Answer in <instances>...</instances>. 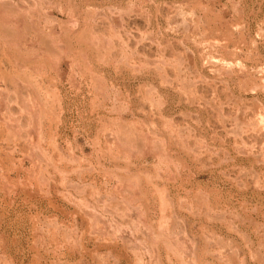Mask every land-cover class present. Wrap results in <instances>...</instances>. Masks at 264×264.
Returning a JSON list of instances; mask_svg holds the SVG:
<instances>
[{
  "label": "rangeland",
  "instance_id": "1",
  "mask_svg": "<svg viewBox=\"0 0 264 264\" xmlns=\"http://www.w3.org/2000/svg\"><path fill=\"white\" fill-rule=\"evenodd\" d=\"M0 264H264V0H0Z\"/></svg>",
  "mask_w": 264,
  "mask_h": 264
},
{
  "label": "bare ground",
  "instance_id": "2",
  "mask_svg": "<svg viewBox=\"0 0 264 264\" xmlns=\"http://www.w3.org/2000/svg\"><path fill=\"white\" fill-rule=\"evenodd\" d=\"M260 128H261V127H260ZM260 128H259V129H260ZM257 132H258V131H257ZM260 133H261V132H260ZM262 133H263V132H262Z\"/></svg>",
  "mask_w": 264,
  "mask_h": 264
}]
</instances>
